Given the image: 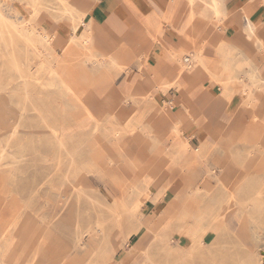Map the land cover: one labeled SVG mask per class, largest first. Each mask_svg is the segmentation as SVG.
Masks as SVG:
<instances>
[{
    "label": "rangeland",
    "instance_id": "rangeland-1",
    "mask_svg": "<svg viewBox=\"0 0 264 264\" xmlns=\"http://www.w3.org/2000/svg\"><path fill=\"white\" fill-rule=\"evenodd\" d=\"M34 1L0 0V264H264V0H111L120 37Z\"/></svg>",
    "mask_w": 264,
    "mask_h": 264
},
{
    "label": "crops",
    "instance_id": "crops-1",
    "mask_svg": "<svg viewBox=\"0 0 264 264\" xmlns=\"http://www.w3.org/2000/svg\"><path fill=\"white\" fill-rule=\"evenodd\" d=\"M98 0H94V3L89 4L88 3V8L89 11L91 12V10L93 9V7L95 6L96 2ZM149 1V0H148ZM251 0H229L228 4L232 7V12L230 14V18L231 19H237L239 20V14L242 10V8L244 6H248V5H252L250 4ZM114 6V3L111 0H108V2H105L99 9V11H97V17L99 18L100 16L104 19L105 21V28L108 32H110V34H112L113 36H125L127 33V24L124 21V19L119 15V13L117 12H113L112 8ZM260 17L258 19H262L264 18V11L260 13ZM96 17V19H98ZM243 21H245V18L243 17L242 19ZM88 21H89V28H87L88 30L86 31L88 34H91V29H93L96 26V22L95 19L91 18V15L89 13L88 15ZM248 40V39H247ZM250 40V39H249ZM231 50L237 51L239 52V54H237L236 59L238 60H246V61H250L251 65L259 68L260 70H262L264 72V49H262V47L258 46L257 48H254L253 45L250 42H247L245 44H236L231 46ZM254 52L256 53H260V55H256L254 54ZM255 61L257 63H255Z\"/></svg>",
    "mask_w": 264,
    "mask_h": 264
},
{
    "label": "bare ground",
    "instance_id": "bare-ground-1",
    "mask_svg": "<svg viewBox=\"0 0 264 264\" xmlns=\"http://www.w3.org/2000/svg\"><path fill=\"white\" fill-rule=\"evenodd\" d=\"M63 1L65 2V5H66V8H65L66 9V13H70L73 16V18H80V19L82 18V21H81L82 25L83 26L87 25L85 27V30H84L86 32L88 30L87 28H89L88 15H89L90 11H89V8H88V4L86 2H84V1H81V4L75 5V4L72 3L71 0H63ZM189 1H190L191 5H193L194 0H189ZM214 1H216V0H214ZM34 2L37 5L39 4L38 0H35ZM219 4H220V2H219ZM214 12L217 15L219 20L220 19L222 20L223 16H225V14L222 13V11L219 10V8L217 7V4H215ZM84 15L86 16V18H85L86 22L84 21ZM48 28H50V23L48 21H45L43 26H41V27L39 26L38 31L36 32V37H33V35H31L29 33H26V37H27L28 41H30L32 43H35V44H38V43H47V44H49L52 41L56 42L58 45L62 44L61 43L62 42V37H61L60 32L57 30L56 32L51 33ZM253 28H254L253 27V23H252V21L249 20L247 22L246 28H244V29L248 30L249 32L250 31L252 32ZM41 30H47V31L41 33ZM39 35H42L43 37H40ZM71 38L75 39L74 34L72 35ZM63 49H65V48H63ZM192 56H193V58L191 60H193V62H194L196 57L194 58V54ZM189 61H190V59H186L187 63ZM198 62H200V59L198 60ZM255 76H256V73H255V70H253L250 73V76L248 78H254ZM229 208H230L229 206L228 207H222V212H221L220 216L221 215L223 216L225 222L228 224V226L231 229H235V225L233 224V222L231 220V212H230ZM196 220H197V214L192 209H190V211H189V229H188V241H187V243L190 245L191 249H193V244H195V242L197 241V239L200 236L198 234L197 227H196V225L194 223Z\"/></svg>",
    "mask_w": 264,
    "mask_h": 264
},
{
    "label": "water",
    "instance_id": "water-1",
    "mask_svg": "<svg viewBox=\"0 0 264 264\" xmlns=\"http://www.w3.org/2000/svg\"><path fill=\"white\" fill-rule=\"evenodd\" d=\"M263 255H264V251H263ZM263 260H264V258H263Z\"/></svg>",
    "mask_w": 264,
    "mask_h": 264
}]
</instances>
